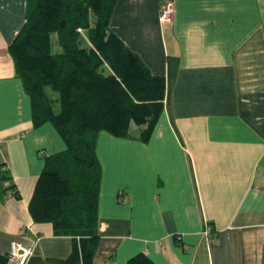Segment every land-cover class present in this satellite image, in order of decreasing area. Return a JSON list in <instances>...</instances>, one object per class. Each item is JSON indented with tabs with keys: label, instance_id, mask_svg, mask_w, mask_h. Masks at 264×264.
<instances>
[{
	"label": "crops",
	"instance_id": "1",
	"mask_svg": "<svg viewBox=\"0 0 264 264\" xmlns=\"http://www.w3.org/2000/svg\"><path fill=\"white\" fill-rule=\"evenodd\" d=\"M117 0L110 28L165 77L164 111L146 141L100 131L97 264H264V0ZM26 0H0V264L13 243L27 264H64L73 238L33 219L46 158L65 150L33 126L9 44ZM14 192L18 195L14 196ZM210 226L209 233H205Z\"/></svg>",
	"mask_w": 264,
	"mask_h": 264
},
{
	"label": "trees",
	"instance_id": "2",
	"mask_svg": "<svg viewBox=\"0 0 264 264\" xmlns=\"http://www.w3.org/2000/svg\"><path fill=\"white\" fill-rule=\"evenodd\" d=\"M116 2L26 0L23 25L8 46L33 126L50 123L65 145L46 158L28 204L33 219L72 236L64 264H97L100 131L146 141L164 111L165 77L152 74L110 28ZM1 165L0 180L9 179ZM127 264L155 262L141 252Z\"/></svg>",
	"mask_w": 264,
	"mask_h": 264
},
{
	"label": "built area",
	"instance_id": "3",
	"mask_svg": "<svg viewBox=\"0 0 264 264\" xmlns=\"http://www.w3.org/2000/svg\"><path fill=\"white\" fill-rule=\"evenodd\" d=\"M175 0H161L159 19L161 23L172 22L175 14ZM210 226H207L205 233H209ZM33 246L13 243L9 252L6 264H27L28 259L33 254Z\"/></svg>",
	"mask_w": 264,
	"mask_h": 264
}]
</instances>
